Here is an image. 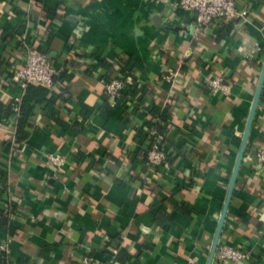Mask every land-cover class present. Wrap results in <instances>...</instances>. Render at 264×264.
<instances>
[{"label": "crops", "instance_id": "1", "mask_svg": "<svg viewBox=\"0 0 264 264\" xmlns=\"http://www.w3.org/2000/svg\"><path fill=\"white\" fill-rule=\"evenodd\" d=\"M238 5L246 18L196 37L194 12L170 0H0V100L25 93L11 79L24 60L22 30L64 71L27 139H16L17 113L0 122L9 264H207L264 62V0ZM120 68L144 89L127 108L105 94ZM216 75L228 93H212ZM141 105L164 137L160 167H146L137 146ZM263 143L264 89L220 239L251 259L215 255L213 264H264Z\"/></svg>", "mask_w": 264, "mask_h": 264}, {"label": "built area", "instance_id": "2", "mask_svg": "<svg viewBox=\"0 0 264 264\" xmlns=\"http://www.w3.org/2000/svg\"><path fill=\"white\" fill-rule=\"evenodd\" d=\"M175 6L183 7L194 12L193 29L197 37L204 28L218 26L221 23L235 24L247 17L249 11L239 7L238 0H170ZM21 45L24 47V60L20 67L12 71L11 79L24 87L29 84L52 87L55 77L61 74L62 69L56 65L47 52L42 51L34 42L29 40L26 31L22 30ZM135 73L131 69H122L111 79L105 81V94L111 106L129 107L139 101L144 89L136 81ZM213 94L228 93L230 84L226 78L216 75L209 79ZM139 90L135 92L134 90ZM143 123L137 127L138 148L145 146L146 167H160L167 161V151L164 147V137L158 134L155 122L146 120L145 115L151 109L140 106ZM140 149V148H139ZM260 164L264 167V143L257 149ZM48 159L57 168L67 164V157L60 152H47ZM10 243L7 237H0V264H9ZM251 251L247 248L236 247L227 243H219L216 256L220 260L244 261L251 259ZM78 264H120L113 256L106 260H95L84 257Z\"/></svg>", "mask_w": 264, "mask_h": 264}, {"label": "trees", "instance_id": "3", "mask_svg": "<svg viewBox=\"0 0 264 264\" xmlns=\"http://www.w3.org/2000/svg\"><path fill=\"white\" fill-rule=\"evenodd\" d=\"M223 24V23H221ZM228 26V25H227ZM230 27V26H228ZM223 30V28H222ZM38 46V45H37ZM42 51L47 52L45 46H38ZM61 78L64 77V71L61 72ZM12 75V74H11ZM57 77H55L56 79ZM54 79V80H55ZM136 88L134 91L137 92ZM51 88L45 85L29 84L20 101L13 100L9 103L0 100V122H5L14 113L18 114L16 139L22 141L28 138V127L31 125V119L37 105L49 103ZM157 126V125H156ZM146 157V154H145Z\"/></svg>", "mask_w": 264, "mask_h": 264}, {"label": "water", "instance_id": "4", "mask_svg": "<svg viewBox=\"0 0 264 264\" xmlns=\"http://www.w3.org/2000/svg\"><path fill=\"white\" fill-rule=\"evenodd\" d=\"M263 89H264V62H263L261 73L259 76V80H258V83L256 86L255 94H254V97H253V100L251 103L250 111H249V114H248V117L246 120L244 135L242 137L240 149H239V152L237 155V159L235 162L233 173H232L230 183L228 186V191H227V195H226V198H225V201L223 204V209H222V212H221L220 217H219L217 230H216V233H215L213 241H212V245H211L207 264H213L215 254H216L218 245L220 243V239H221L222 232H223V227H224L226 217L228 214V210H229V207L231 204V200H232L235 185H236V182L238 179L240 167L242 165V162H243V159H244V156L246 153L250 132H251V129H252V126L254 123V119H255L256 112H257V109H258V106L260 103V99L262 96ZM256 152H257V150L255 151V153Z\"/></svg>", "mask_w": 264, "mask_h": 264}]
</instances>
